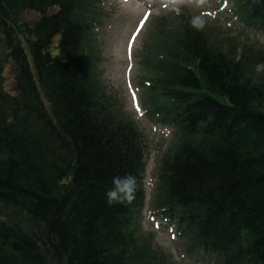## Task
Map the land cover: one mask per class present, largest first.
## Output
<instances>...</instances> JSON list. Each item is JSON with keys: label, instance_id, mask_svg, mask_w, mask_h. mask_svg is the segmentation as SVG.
I'll list each match as a JSON object with an SVG mask.
<instances>
[{"label": "trees", "instance_id": "trees-1", "mask_svg": "<svg viewBox=\"0 0 264 264\" xmlns=\"http://www.w3.org/2000/svg\"><path fill=\"white\" fill-rule=\"evenodd\" d=\"M98 3L0 0V264H175L144 231L147 145L102 80ZM225 4L264 36V0ZM192 17H159L139 54L144 115L173 129L150 208L189 254L264 264V48ZM128 173L135 200L109 206Z\"/></svg>", "mask_w": 264, "mask_h": 264}, {"label": "rangeland", "instance_id": "rangeland-1", "mask_svg": "<svg viewBox=\"0 0 264 264\" xmlns=\"http://www.w3.org/2000/svg\"><path fill=\"white\" fill-rule=\"evenodd\" d=\"M98 0L101 25L96 30L100 51V71L108 90L118 99L122 116L130 118L139 127L147 145V178L145 181L147 205L144 211V231L152 233L157 247L164 250L175 264H211L203 254L185 251L174 227L161 220L150 208L153 177L161 157L171 147L173 129L150 121L142 107L143 91L139 85L144 75L139 54L161 16L174 18L175 12L164 7L163 0ZM192 16H201L205 26L219 35L230 37L235 43L264 48V36L239 22L238 17L225 4V0H207L201 8L185 7ZM147 17V19H145ZM37 14L25 13L23 19L34 21ZM139 34V35H137ZM15 69L6 72L7 89L14 91Z\"/></svg>", "mask_w": 264, "mask_h": 264}, {"label": "clouds", "instance_id": "clouds-1", "mask_svg": "<svg viewBox=\"0 0 264 264\" xmlns=\"http://www.w3.org/2000/svg\"><path fill=\"white\" fill-rule=\"evenodd\" d=\"M207 0H163L164 7L169 11L179 15L183 8L194 7L201 8L206 4ZM205 20L201 16L192 17V26L197 30H202ZM140 181L137 176L128 173L124 176H114L112 179V187L106 193V203L109 206L117 204H131L135 198Z\"/></svg>", "mask_w": 264, "mask_h": 264}, {"label": "bare ground", "instance_id": "bare-ground-1", "mask_svg": "<svg viewBox=\"0 0 264 264\" xmlns=\"http://www.w3.org/2000/svg\"><path fill=\"white\" fill-rule=\"evenodd\" d=\"M148 3L150 4V0L148 1ZM137 35H139V34H137Z\"/></svg>", "mask_w": 264, "mask_h": 264}, {"label": "snow or ice", "instance_id": "snow-or-ice-1", "mask_svg": "<svg viewBox=\"0 0 264 264\" xmlns=\"http://www.w3.org/2000/svg\"><path fill=\"white\" fill-rule=\"evenodd\" d=\"M145 19H147V17H145Z\"/></svg>", "mask_w": 264, "mask_h": 264}]
</instances>
